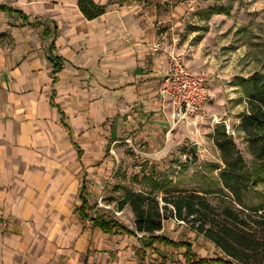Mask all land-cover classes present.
Segmentation results:
<instances>
[{
	"label": "crops",
	"instance_id": "1",
	"mask_svg": "<svg viewBox=\"0 0 264 264\" xmlns=\"http://www.w3.org/2000/svg\"><path fill=\"white\" fill-rule=\"evenodd\" d=\"M93 1L107 11L89 20L78 0H0L24 14L0 11V264H187L185 247H144L143 233H105L91 219L106 215L135 230L129 206L121 210L128 222L100 202L114 187L117 144L152 162L188 144L202 156L204 130L219 123L212 118L221 114L220 94L175 124L158 92L169 63L152 49L147 0ZM207 37L178 48L194 71ZM55 57L63 67L54 74ZM157 234L189 243L206 264L229 259L175 218Z\"/></svg>",
	"mask_w": 264,
	"mask_h": 264
},
{
	"label": "rangeland",
	"instance_id": "2",
	"mask_svg": "<svg viewBox=\"0 0 264 264\" xmlns=\"http://www.w3.org/2000/svg\"><path fill=\"white\" fill-rule=\"evenodd\" d=\"M147 3L148 30L152 31L156 41L162 40L165 46L174 45L179 52V47L185 45L190 49L201 40L199 36L208 35L200 48L196 64L200 67L197 72L207 74L210 79L212 98L208 105L215 101L214 90L221 97L216 102L221 114L218 118H212L219 122L215 123L214 129L225 124L228 134H233L241 155L252 167L253 156L247 137L238 126L249 108L246 88L238 78L248 77L254 72L264 75V0H147ZM214 7H221L224 12L207 18L205 12ZM207 27L208 30L205 29ZM182 54L187 61L189 53L182 51ZM209 132L205 129L204 140L200 138L206 148L202 156L189 150L188 144L170 158L157 162L145 159L133 147H125L129 144L127 142L117 144V147H123L117 149L114 187L100 202L109 206L106 210L112 214L118 212L117 216L129 222V210H117L118 202L124 195V190L119 186L149 193L152 188L144 176L162 181L169 188L222 186L218 180L219 170L214 167L224 164L219 149L211 142ZM188 133L190 136L191 131ZM251 196L247 197L248 202H257L258 199ZM208 198L213 203L219 201L215 195ZM173 255L179 258L180 253L175 251ZM175 264H180V261Z\"/></svg>",
	"mask_w": 264,
	"mask_h": 264
},
{
	"label": "trees",
	"instance_id": "3",
	"mask_svg": "<svg viewBox=\"0 0 264 264\" xmlns=\"http://www.w3.org/2000/svg\"><path fill=\"white\" fill-rule=\"evenodd\" d=\"M83 15L95 19L107 11V5L97 4L93 0H78ZM0 11L17 13L15 10L0 3ZM221 7H214L205 12L207 18L221 14ZM208 30V27L205 28ZM198 39H202L199 36ZM53 73L59 72L63 63L55 57ZM246 88L248 112L243 115L239 128L247 137L248 147L253 156V166L249 167L241 155L234 139L228 134L226 125H218L211 137L221 153L224 166H215L219 170L218 180L222 186L217 188L181 189L169 188L162 181L144 176L151 186V191L136 192L126 186H119L124 195L118 202L117 210L129 206L133 212L135 230L123 226L119 220L106 215L92 218L94 225L105 233L114 231L136 235L143 233L141 239L144 247H153L156 243L186 248L187 264H206L211 260L198 258L187 242H175L157 234L163 223L169 218L185 222L197 233L211 240L229 257L220 259L225 264H264V75L254 72L248 77L238 78ZM84 188V187H83ZM162 192V195L159 193ZM215 195L219 201L213 203L208 197ZM257 198V202L247 197ZM227 196V198H224ZM81 203L80 209L86 205Z\"/></svg>",
	"mask_w": 264,
	"mask_h": 264
},
{
	"label": "built area",
	"instance_id": "4",
	"mask_svg": "<svg viewBox=\"0 0 264 264\" xmlns=\"http://www.w3.org/2000/svg\"><path fill=\"white\" fill-rule=\"evenodd\" d=\"M152 49L167 54L169 71L162 78L158 92L169 99L174 123L201 115L212 98L209 76L189 68L184 55L175 49L167 50L162 40L156 41Z\"/></svg>",
	"mask_w": 264,
	"mask_h": 264
},
{
	"label": "water",
	"instance_id": "5",
	"mask_svg": "<svg viewBox=\"0 0 264 264\" xmlns=\"http://www.w3.org/2000/svg\"><path fill=\"white\" fill-rule=\"evenodd\" d=\"M231 137H233V134H230ZM193 150L197 151L198 149V144L197 143H194L193 146H192Z\"/></svg>",
	"mask_w": 264,
	"mask_h": 264
}]
</instances>
